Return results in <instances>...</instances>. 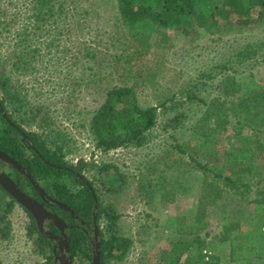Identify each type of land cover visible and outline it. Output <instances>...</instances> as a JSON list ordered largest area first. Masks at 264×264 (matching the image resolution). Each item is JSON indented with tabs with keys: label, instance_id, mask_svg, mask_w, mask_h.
Returning a JSON list of instances; mask_svg holds the SVG:
<instances>
[{
	"label": "rangeland",
	"instance_id": "obj_1",
	"mask_svg": "<svg viewBox=\"0 0 264 264\" xmlns=\"http://www.w3.org/2000/svg\"><path fill=\"white\" fill-rule=\"evenodd\" d=\"M15 1L24 10L26 0ZM88 1L84 2L89 7L84 12L89 15L83 14V18L90 20V24L85 26L83 39L76 45L63 32L61 40L55 35L54 39L40 42L41 46L17 48L13 41L4 48L0 99L5 101V113L15 125L37 134L49 153L61 156L68 166L86 163L82 177L93 187L99 207L111 208L119 217L111 229L106 216L99 219L101 245L114 236L130 245L123 260L106 256L104 264H196V246L180 255L174 247L197 237L209 244L208 252L224 257L232 246L225 228L240 221L241 231L253 232L252 242L246 246H257L250 264H264V206L253 203L264 197L260 193L264 190V150L256 148L257 140L264 143V132L257 137L250 128L257 125V119L247 121L251 126L241 134L230 128L217 141L205 145L191 134L186 136L191 143L189 156L220 173L239 176L252 187L251 191L243 190L244 195L227 190L219 205L207 210V226L198 233L194 216L200 202L201 174L187 156L173 148L171 136L176 132L175 126L165 130L179 106L160 110L157 126L142 144H125L111 151L97 147L90 119L100 108L104 91L120 85L118 74L111 68L112 55L120 44L133 47L127 39V28L118 21L117 1ZM217 16L222 35H210L188 24L189 36L180 28H171L163 32L166 36L151 37L152 49L148 54L132 50L133 72L145 78L154 76L152 82L149 77L148 86H138L142 105H157L164 99L162 91L172 90L177 102L197 107L201 113L204 107L200 104L198 108L200 102L190 96L196 93L206 99L208 92H212L211 80L216 77L210 76L220 71L217 67L232 63L234 53L246 44L261 45L263 58H257V64L249 67L247 74L255 79L243 85L240 95L249 88H264V21L240 28L238 18L226 8L218 10ZM48 43L53 44L47 47ZM89 45L98 52L96 60L89 61L83 55L84 47ZM0 126H4L1 121ZM254 151L256 155L250 157ZM108 165L111 168L102 170ZM185 177H189L187 182ZM60 182L74 193L84 188L82 182L69 175H63ZM10 222L9 238L0 240V264H49L51 252L39 248L37 234L30 232L31 219L20 205L15 206ZM223 237L227 238L224 242ZM73 264L92 262L78 259ZM223 264L248 263L228 260Z\"/></svg>",
	"mask_w": 264,
	"mask_h": 264
},
{
	"label": "trees",
	"instance_id": "obj_2",
	"mask_svg": "<svg viewBox=\"0 0 264 264\" xmlns=\"http://www.w3.org/2000/svg\"><path fill=\"white\" fill-rule=\"evenodd\" d=\"M118 21L127 28L128 40L135 52L148 54L151 49V37L154 34H164L171 28H180L184 35H191L188 24L196 26L197 30L210 35L220 33L217 11L226 8L238 18L240 28H247L260 24L264 21V0H116ZM88 0H26L24 10L19 7L15 0H0V67L4 48L11 42H15L17 48H31L32 45L48 39L61 40L60 36L66 32L67 37L74 41V45L83 39L82 32L90 20L84 19L89 13L84 5ZM22 5V4H21ZM95 4H90L94 6ZM160 6V9H159ZM84 14V16H83ZM25 16L23 19H21ZM25 23L20 26V22ZM195 29V30H196ZM194 30V31H195ZM193 31V32H194ZM219 35H222L220 33ZM23 44L25 46H23ZM43 44V43H42ZM53 43H48L51 47ZM121 47L112 55L111 68L118 74L120 85L108 87L104 91L103 101L100 108L94 111L90 119V128L97 142V147L111 151L125 144H142L146 136L158 124L160 110H167L168 106H179L174 111L168 128L176 131L173 134V146L178 153L187 156L200 172V202L194 224L196 231L202 232L207 226L206 212L212 207L219 205V202L227 190L245 194L251 191L249 183H245L239 176L225 175L216 171L198 159L189 156L191 148L190 140L186 141L188 134L205 145L217 137L226 134L228 130L241 134L251 124L247 121L257 119V125L250 127L254 135L260 137L264 132V88H249L240 95L241 89L247 81L254 80L253 75H248L250 66L257 64V58H263L259 50L261 45L246 44L241 46L234 53V60L217 67V73L210 76V89L212 92L206 99L202 96L192 94L190 97L197 100L198 108L204 107L201 113L197 107H186L185 103L176 101V93L172 90L162 91L163 100L159 104L144 106L138 97V86H148L149 77H141L133 72L134 53L127 44H120ZM77 52V51H76ZM81 52V51H80ZM83 55L89 61L96 60L98 52L89 45L84 47ZM114 74V73H113ZM112 74V75H113ZM104 76V75H102ZM4 76L0 73V79ZM151 82L154 76L150 77ZM207 93V94H208ZM173 107V106H171ZM163 108V109H162ZM5 101L0 99V151L8 154L15 161L30 171L33 179L41 185L46 193L57 201L70 207L83 221L91 222L96 202L90 189L82 182L83 170L86 163L80 162L77 166H68L61 156L52 155L47 149L46 143L35 133L25 131L16 126L11 117L5 113ZM264 138V135L262 136ZM256 142V141H255ZM257 149L264 150V143L257 140ZM256 150V149H255ZM30 152V156H27ZM252 153L250 157L256 155ZM260 158V157H259ZM187 165V162L183 161ZM189 164V163H188ZM110 165L102 170L107 171ZM63 175H69L82 182L84 188L74 193L67 185L61 183ZM23 178V177H22ZM189 177H185L188 181ZM29 193L36 194L31 183L23 178ZM198 179V177H197ZM202 180V181H201ZM23 189V188H22ZM24 191V189L22 190ZM264 195V190H260ZM0 240L9 238L11 234L10 216L12 215L16 200L0 186ZM258 207L264 206V197L261 200L253 201ZM23 208V207H22ZM24 211L31 219L30 232L37 234L36 243L42 250H50L49 264H53L51 242L44 237L37 226L36 220L25 208ZM65 213V212H64ZM106 216L110 222L109 228H113L118 221L112 209L105 210L101 206L98 209V220ZM69 219H71L69 217ZM242 222H236L231 227H226L231 243V261L242 260L252 263V255L256 252V244L247 247L252 242L251 234L241 231ZM187 230V227H186ZM101 234V233H100ZM70 249L74 263L81 261L92 262L93 247L91 239L81 229H74L70 234ZM227 238L223 237L222 242ZM128 241L121 237H112L108 241H102L101 264L104 258H115L123 260L129 250ZM196 246L198 256L196 264H223L222 256L219 254L208 255L209 244L197 237L195 241H183L176 243L175 253L189 252ZM247 247L248 249H245ZM244 250H247L244 253ZM117 251L118 253H114Z\"/></svg>",
	"mask_w": 264,
	"mask_h": 264
},
{
	"label": "flooded vegetation",
	"instance_id": "obj_3",
	"mask_svg": "<svg viewBox=\"0 0 264 264\" xmlns=\"http://www.w3.org/2000/svg\"><path fill=\"white\" fill-rule=\"evenodd\" d=\"M27 156H30L32 158L31 155H28L27 154ZM23 168H25V167H23ZM0 170H2L5 174H7L14 182H16L19 185V187H20L21 190L24 189V192L28 196H30L31 198L35 199L48 213H50L51 215H54L56 217H59L63 221V224L65 225L64 235H62L61 230L59 228H57V226H55L53 222L47 220L46 221V224H45V230L49 231L51 234H53L56 237H61L60 238L61 241H53V240L49 239L47 236H44L43 235L44 237H46L51 242L52 254L54 256L53 264H63V260H64L63 258L66 256V251H65V249H66V242L69 244V248H70V242L71 241H70L69 234L74 229H81V230H83L87 234V236L91 239L92 245H93V241L95 239L96 229H98L99 236H100V227H99V223H98V221H99L98 220V209H99L98 200H97V197H96V195L94 193L93 187L91 185H89L88 183H86L84 181L83 177H81L82 182L90 189L91 193L93 194L94 200L96 202L95 210H94V213H93V219H92L91 222H89V221H83L79 216L76 215V213L70 207L69 208L74 212V214H75L76 217H74L72 215V213H70V212L64 210L63 208H61L60 207V204L61 205H65V206H67V205L64 204V203H61V202L57 201L51 195H49L48 193H46L44 191V189L41 187V185L38 184L36 181L35 182L44 191L45 197L42 198L40 196V194L37 192V190L34 187L33 188L36 191V194L37 195H35L34 193H29V191L27 189V186L25 184V181L23 179V178H26L28 180V178L25 175L21 174L16 169H14L13 167H11L8 164H6L3 161H1V160H0ZM25 170H26L27 173L31 174L30 171L27 170V168H25ZM29 183H30V181H29ZM69 217L71 219H69ZM61 249H63V252H61ZM70 251H71V249H70ZM71 256H72V254H71Z\"/></svg>",
	"mask_w": 264,
	"mask_h": 264
},
{
	"label": "water",
	"instance_id": "obj_4",
	"mask_svg": "<svg viewBox=\"0 0 264 264\" xmlns=\"http://www.w3.org/2000/svg\"><path fill=\"white\" fill-rule=\"evenodd\" d=\"M0 160L9 166L13 167L21 174L25 175L32 186L37 190L42 198L45 197L44 191L40 188V186L35 182L32 178L31 174L27 173L25 168H23L17 161L9 157L4 152L0 151ZM0 186L10 195L12 196L18 205L25 208L29 213L33 215L36 220L39 231L42 235L47 236L49 239L53 241H61V237H56L51 234L49 231L45 230L46 221L49 220L54 223L57 228L61 230L62 235H64L65 225L63 221L54 215L48 213L35 199L28 196L24 191H22L19 185L14 182L7 174H5L2 170H0ZM60 207L64 210L72 213L74 217V212L67 206L61 205ZM93 259L92 264H101V241L98 229H96L95 239L93 241ZM56 251V250H55ZM66 256L63 258V264H73V259L71 256V251L69 248V244L66 242ZM63 252V249H61Z\"/></svg>",
	"mask_w": 264,
	"mask_h": 264
},
{
	"label": "crops",
	"instance_id": "obj_5",
	"mask_svg": "<svg viewBox=\"0 0 264 264\" xmlns=\"http://www.w3.org/2000/svg\"><path fill=\"white\" fill-rule=\"evenodd\" d=\"M230 252H231V249L229 250V253L227 256L222 257L223 263H226L228 260H231L230 259ZM244 253H246V250H244Z\"/></svg>",
	"mask_w": 264,
	"mask_h": 264
},
{
	"label": "built area",
	"instance_id": "obj_6",
	"mask_svg": "<svg viewBox=\"0 0 264 264\" xmlns=\"http://www.w3.org/2000/svg\"><path fill=\"white\" fill-rule=\"evenodd\" d=\"M204 253H207L208 255H211V252H208V251H204Z\"/></svg>",
	"mask_w": 264,
	"mask_h": 264
}]
</instances>
